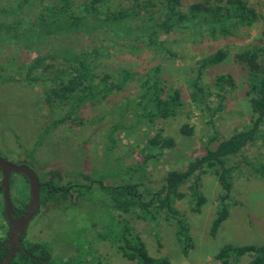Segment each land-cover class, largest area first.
Returning a JSON list of instances; mask_svg holds the SVG:
<instances>
[{
    "label": "rangeland",
    "instance_id": "1",
    "mask_svg": "<svg viewBox=\"0 0 264 264\" xmlns=\"http://www.w3.org/2000/svg\"><path fill=\"white\" fill-rule=\"evenodd\" d=\"M72 1L77 6L84 0ZM144 1L111 0L104 9L108 11L125 7L130 11L133 7L139 12L141 8L138 3L142 5ZM150 1L155 5L148 6L147 14L154 13L157 17L162 0ZM195 1L205 0H184V9ZM246 1L255 9L256 19L251 24L235 28L227 36L220 33L213 35L205 24L198 25L194 22L183 31L159 34L157 40L162 44L149 46L146 43L147 35L139 32L138 27L155 20L149 22L140 16L131 19L136 32L130 36L116 35L112 31L83 35L78 41L81 47H96L99 50L96 55V72L100 75L110 73L113 78H117L124 67L136 72L135 79L129 81L122 90L109 94L102 102L88 104L82 113L81 123L68 121L60 124L36 147L37 134L54 115L44 100L45 89L51 86V82L47 80L28 84L25 80L22 83L10 80L4 87L0 85V155L17 162L25 151L35 148L36 168L42 173L50 169H86L103 173L118 171L122 175L128 166L133 167L141 161V149L147 137L162 129L164 134L176 139V145L158 155L157 159L149 160L143 169L135 173V179H140L150 187H158L169 169L184 168L191 158L204 152L206 141L216 131L218 137H228L250 123L252 109L246 95L247 69L236 59L235 54L246 46L260 43L259 37H262L260 44L264 45V0ZM33 2L30 6L25 5V22L35 18L39 10L43 9L44 2ZM16 3L17 0H0V8H13ZM2 13L7 17V13ZM41 41L28 44L21 40L20 43L9 40L0 46V61L7 55L29 61L60 43L55 38L53 43ZM219 48L227 50L225 59L209 65L198 76L199 60ZM157 64L161 67L160 74L165 83L181 90L182 104L173 117L158 119L153 123H148L146 117L138 121V109L135 105L140 92L138 79ZM221 73L231 74L234 78V84L226 93L214 82ZM193 80L203 88L197 93V99L192 97V93L197 90ZM218 93L225 97L221 99ZM124 110L122 115L121 111ZM184 122L194 126L191 135L181 133L180 127ZM116 123L124 126L115 130L116 144L108 152L107 135ZM262 128L264 130V125ZM214 144L215 142L211 146ZM244 157L264 161V142L259 139L255 144L248 145L234 161ZM26 161L31 166V162ZM66 179L65 177L60 182L65 183ZM106 180L119 182L120 177L110 176ZM23 183L20 176L14 177L12 198H19V192L22 187L25 188ZM202 183V191L207 200L200 212L191 210L189 195L175 201L176 207L184 211L193 236L194 247L187 254L182 252L176 240L172 220H166L162 214L153 221H146L132 214L125 215L143 237L151 255L167 256L169 264H221L214 258V254L226 243H264V177L253 174L244 162L240 163L233 177L234 203L215 236L209 233V228L215 216L220 188L212 173L205 174ZM182 190H186V186ZM72 198L74 203L67 209L42 205L40 212L29 223L27 240L39 241L47 246L51 256L50 264H63L69 260H73L74 264H96L93 255L103 263L135 264L121 255L117 245L97 237L98 232L106 228L109 221L104 204L99 199L76 200L75 195ZM113 213L120 220L124 219V215L116 211ZM79 256H84L86 261L78 263ZM249 259V255H243L239 264H248Z\"/></svg>",
    "mask_w": 264,
    "mask_h": 264
},
{
    "label": "trees",
    "instance_id": "2",
    "mask_svg": "<svg viewBox=\"0 0 264 264\" xmlns=\"http://www.w3.org/2000/svg\"><path fill=\"white\" fill-rule=\"evenodd\" d=\"M111 0H84L74 6L72 0L45 1L35 18L24 21L26 14L25 5H32L33 0H17L13 8L10 6L0 8V46L9 40L15 43H38L41 40L52 42L58 39L59 45H53L51 50L44 54H37L32 60L16 58L7 55L0 61V85H6L10 80L31 84L38 81H50L51 86L45 89V101L50 106L54 115L50 122L37 134L35 147L60 124L68 121L81 123L82 113L88 104L96 105L102 102L109 94L122 90L126 84L135 79L136 72L124 68L117 78L110 73L96 72L97 56L96 47L84 48L79 45V39L85 34H94L96 31L116 35H132L136 29L131 19L142 17L152 22L140 25L139 32L147 35L146 43L149 46L162 44L157 40L159 34H168L175 30H185L191 23L206 25L213 35L220 33L227 36L239 26L251 24L257 17L255 9L246 0H210L195 1L184 9V0H162L157 17L154 13L147 14L148 6L155 5L153 1L145 0L139 4L141 11L125 7L105 11ZM33 2V3H32ZM2 12L9 15L3 16ZM264 36V29L262 30ZM7 37V38H6ZM10 38V39H9ZM261 43L262 37H259ZM251 44L236 52V59L247 69L248 89L246 95L252 109V116L248 126L234 131L228 137H218V131L208 138L205 151L191 158L184 168L169 169L158 187H150L140 179H135V173L143 169L151 159L173 148L176 139L164 134L162 129L149 135L141 149V161L135 166H128L122 175L118 171L112 173L99 172L98 170L80 169L76 171H62L50 169L40 172L36 168L35 148L25 151L21 160L15 163L31 162V167L36 171L40 181V203L49 204L55 208L67 209L73 203L72 195L77 199H99L108 211L109 221L106 228L98 232L99 239L108 240L117 245L121 255L135 264H169L167 256H153L149 253L147 245L141 234L130 224L125 215L132 214L137 218L153 221L161 214L166 220L175 224L174 234L181 250L187 254L194 247L190 224L184 211L176 207L175 201L186 195L190 196L191 210L200 212L207 198L202 191L203 176L207 173L215 175L220 191L217 195L215 216L211 221L209 233L212 236L222 222L227 219L232 199L233 177L244 162L250 171L264 177V161L244 157L234 161L236 156H241L248 145L255 144L259 139L264 142V45ZM227 56L225 48H219L213 53L199 60L198 76L209 65L222 62ZM49 60V61H48ZM160 65L151 67L139 77L140 92L135 105L136 119L141 121L147 118L148 123L158 119L175 116L182 104L181 90L168 86L160 74ZM215 84L225 93L234 84L231 74H218ZM193 85L197 88L192 93L197 99V93L202 91L196 80ZM7 88V87H6ZM9 88V87H8ZM221 99L224 94L218 93ZM124 115L125 110L121 111ZM124 126L122 123L114 124L107 135V151L116 144L115 130ZM180 131L184 135H191L194 126L184 122ZM215 142L213 146L211 144ZM6 158V157H5ZM29 164V163H28ZM30 166V164H29ZM18 174H14L16 176ZM120 177L118 182H108V177ZM1 177V176H0ZM66 179L65 183L60 180ZM27 182V179H25ZM186 186V190L182 187ZM29 189L22 187L19 200L24 207L29 199ZM124 215L120 220L113 213ZM160 244V241L158 240ZM33 243H28L26 247ZM36 244V243H35ZM38 244V243H37ZM42 256L50 264L51 256L47 246ZM89 251V249H87ZM243 255H249L248 264H264V243L234 244L226 243L214 254V258L221 264H239ZM22 251L17 252L10 264H44L40 258L32 259ZM85 257H78L77 262L86 261ZM96 264L103 263L93 255ZM63 264H74L73 260L64 261Z\"/></svg>",
    "mask_w": 264,
    "mask_h": 264
},
{
    "label": "water",
    "instance_id": "3",
    "mask_svg": "<svg viewBox=\"0 0 264 264\" xmlns=\"http://www.w3.org/2000/svg\"><path fill=\"white\" fill-rule=\"evenodd\" d=\"M0 169L2 172V182L0 189L4 187L5 214L9 218L12 228L6 243L10 244V249L6 255L5 263L9 264L13 253L19 248L20 238L24 234L29 221L37 213L40 207V181L36 171L26 163H15L0 155ZM12 172L23 174L29 182L30 198L23 215L14 219L11 217L13 203L9 197V180Z\"/></svg>",
    "mask_w": 264,
    "mask_h": 264
},
{
    "label": "flooded vegetation",
    "instance_id": "4",
    "mask_svg": "<svg viewBox=\"0 0 264 264\" xmlns=\"http://www.w3.org/2000/svg\"><path fill=\"white\" fill-rule=\"evenodd\" d=\"M15 173L16 172H12L11 175H10L9 197L11 198V201L13 203V210L11 212V217L14 218V219H17L21 215L24 214L28 202H27V204L24 207H22V205L20 204L21 202H20L19 198H12L13 180H14V177H15L14 176ZM16 174H18L16 176H18V177L20 176L21 179L24 180V183H23L24 187L27 186V188L29 189L28 179L21 173H16ZM0 176H1L0 177V185H1V182H2L1 169H0ZM25 179H27V182H25ZM29 198H30V196H29ZM28 201H29V199H28ZM41 206H42V204L40 203L39 210L37 211L36 214H38L40 212ZM34 216H33V218H34ZM30 221H29V223H30ZM29 223H28V225L26 227V230H25L24 234L20 238L19 248L14 251L12 258L9 261V264L11 263L14 255L17 252H20V251H22L23 253L26 254V256L24 257L25 261L27 260V257H31L32 259L40 258V260H42V262L44 264H46V262H47V259L42 256V254H44L45 247L39 241H34L33 240V241L29 242L27 240V228L29 226ZM11 228H12V224H11L9 218L5 214V196H4V187H3V188L0 189V264H4L5 263L6 255H7L8 251H9V249H10V244H8V243L4 244V243H6L7 239L9 238V234H10ZM28 243H33V244L31 246H29V247H26V245ZM23 264H25V262Z\"/></svg>",
    "mask_w": 264,
    "mask_h": 264
}]
</instances>
